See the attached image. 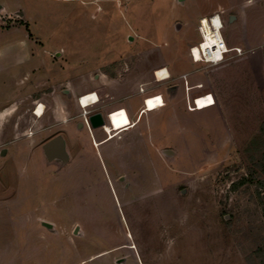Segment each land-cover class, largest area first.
Returning a JSON list of instances; mask_svg holds the SVG:
<instances>
[{
  "label": "rangeland",
  "instance_id": "374dc122",
  "mask_svg": "<svg viewBox=\"0 0 264 264\" xmlns=\"http://www.w3.org/2000/svg\"><path fill=\"white\" fill-rule=\"evenodd\" d=\"M216 14L227 46L243 53L194 63L199 20ZM26 32L37 66L28 75L25 66L0 69L1 82L19 71L20 88L0 82V107L14 115L0 117V264H261L264 20L243 23L228 0H0V55L12 57ZM162 69L170 75L157 80ZM115 85L167 98H148L144 110H160L143 117L140 132L96 150L80 132L65 168L42 153L49 132L12 137L25 132L29 117L19 116L36 109L35 97L47 114L60 97L63 126L80 91L109 99L104 89Z\"/></svg>",
  "mask_w": 264,
  "mask_h": 264
},
{
  "label": "crops",
  "instance_id": "0c3cea01",
  "mask_svg": "<svg viewBox=\"0 0 264 264\" xmlns=\"http://www.w3.org/2000/svg\"><path fill=\"white\" fill-rule=\"evenodd\" d=\"M228 1H229V4L236 5L237 7H239L241 9L242 17H243V23L246 24L249 17H250L252 23L258 24L260 21L262 22V20H264V0H228ZM245 8L249 10V16L247 15ZM17 27H19V26H17ZM10 30H14V29H10ZM259 32L262 34V29ZM257 37H258V33H257V35H256V33H254L251 35V40L254 42ZM243 41H244V43H246V45L250 46V41H248L246 35H243ZM16 42L19 43V46L17 47V48H19V50L12 57L3 58L0 55V69L5 70L11 66L12 67L15 66L18 68L25 66L27 68V71L24 74L28 75V73L32 72L34 70V68L37 66V64L32 65V63H31L32 66H30V62H34L31 55L36 52V50H34V48H36V46H37L36 40L29 37V33L26 32L24 34V36H20L19 38H17ZM2 59H4V60L6 59V60L2 62ZM28 68H29V70H28ZM18 75H19V71H17L15 73V75L10 74L5 79H2V82L8 83L10 86H12V87H10V90H12V89L18 90V89H20V88H17L18 87L17 84H19L16 81L19 79V78H17V77H19ZM184 78L186 79V81H188L187 76H185ZM43 79L44 78L41 77L37 73V75L34 78V81H36V82L44 81ZM0 82H1V80H0ZM187 85H188V82H187ZM36 86L38 87L39 85H35V87ZM21 89H22V87H21ZM194 89H196V88L193 87L190 90H194ZM109 90L113 91V93H114L111 96V98H109V99H104L102 91L99 92V90L94 89V88H90V89L85 90V91L78 90V91H80V93L73 92L72 94L75 95V93L76 94L78 93L76 95V97L77 96L80 97L84 94L95 93V95L98 97V101L95 103H91L88 106H86L85 110H89L91 113H94L97 111L101 112L103 117H106V115L108 113L115 111V110L123 109L125 111V113L127 114L128 123L123 125L119 129L115 130L114 132H112L111 137L107 136L105 131L102 128H100L104 132L105 136L103 138L96 139L95 131H97V130L88 128L83 123V116L81 114L82 108L80 106V103L77 101V98H75L74 100H75V105L78 108V112L74 113V114H70L68 116V119L67 118H66V120L64 119V125L61 126V124H62L61 123V121H62V115H61L62 100L60 99V97H58V98L54 97V105L52 107V111L50 112V114H47V112H46L49 107H48L47 103L45 102V100L42 97H38V98L35 97L36 100H35V102H33V104L35 103V105H38V106H35L36 109L40 105H42V107H43L42 113L41 114H35V112L33 111L35 108L33 107L31 109L30 115L29 114H27L25 116L20 115L19 117H29L28 123L26 122L27 125H25L26 130L24 133H21V132L20 133H14L13 132L12 137L16 138L19 135H22V134L25 135L27 133L28 129L31 130L35 135H38V136H43V135L47 134V132H49L48 138L45 141H43V143H42V145H43L46 141H48L52 137H54L56 135H60L64 139L65 149H66V152L68 153V162L64 166L60 167V168H65L69 164V162H71L75 158V156L73 155V154H75V150L78 151L77 143L79 142V138H81V137H79L80 132L83 133L85 131V133L87 132L89 134L90 139H91V145L96 150L97 147H99L101 144L105 143L107 140H109L113 137H116V138L120 137L122 139L123 136L126 134H128V135L133 134L134 135V133L140 132L141 127H139V124L142 121L143 117H145L146 115H147V117H151L152 113L154 114L155 112L160 110V107L153 110V111L144 110L145 108H144L143 100L148 96H146L145 94H141L138 91H134L131 94L126 95L123 92V90L121 89V87H117V85H115L111 88H108V89H104V91H106L107 93L110 92ZM177 91H178V89L175 90L174 94H176ZM168 93H169V94H167L168 97H171L173 95L170 92H168ZM135 95H137V99H135L133 101H128L129 100L128 98L130 96H135ZM152 95H161V98L163 101L166 100V98H167V96L165 97L162 93H158V92H153L152 94H150V96H152ZM188 95H189V91H188ZM135 107H136V109L134 110ZM194 111H196V110H194ZM0 117H14L13 110H10V108H8L7 106L5 108L0 107ZM15 117H18V116H15ZM46 118H47V120H46ZM149 122H150L149 118H146L145 123H144L145 126L142 128H145L146 130H148V127H147L148 125L151 124V126H154V124L152 122H150V123ZM15 129H17V128H15V125L12 126V130L15 131ZM76 131H78V133H75ZM84 137H86V135H84ZM96 143H97V145H95ZM151 144L155 145L153 142ZM42 145H41V149H42ZM68 145L70 148L69 150H68ZM48 164L56 166V163H53V162H50ZM54 229H55V227L52 225V229L49 231L53 232Z\"/></svg>",
  "mask_w": 264,
  "mask_h": 264
},
{
  "label": "built area",
  "instance_id": "2783aa9c",
  "mask_svg": "<svg viewBox=\"0 0 264 264\" xmlns=\"http://www.w3.org/2000/svg\"><path fill=\"white\" fill-rule=\"evenodd\" d=\"M215 18L221 21L220 16L218 14L210 16V17H203L199 20L197 31H198L200 40L197 42L196 45L192 46L189 49V56L191 58V61H193L194 63H206L209 65H217L225 61H228L235 55H241L243 53L240 47H228L227 46V43L224 40L223 34H222V30H223V24H221L222 21L217 24L215 22ZM184 77L185 76H183V78ZM196 87L200 88L201 84H197ZM187 90H188V87H187ZM91 94L93 93L84 94L78 97L77 101L80 102L82 97H88ZM147 99L148 98H145L143 102L145 103ZM195 100L196 98H193L192 103H194ZM97 101H98L97 96L95 97V99H93L92 97H89L87 99L88 104L86 106H88L91 103H95ZM161 102H163V100ZM86 106H81L82 108L81 114L83 116V123L88 128H90L87 117L91 114V112L89 110H85ZM189 109H194V106H189ZM120 110L121 109L112 111L108 113L106 117H104L105 125L102 126V129L105 131L107 136H109V131L105 129L106 121L108 122V125H109V122H111V115L119 112Z\"/></svg>",
  "mask_w": 264,
  "mask_h": 264
},
{
  "label": "water",
  "instance_id": "95a60500",
  "mask_svg": "<svg viewBox=\"0 0 264 264\" xmlns=\"http://www.w3.org/2000/svg\"><path fill=\"white\" fill-rule=\"evenodd\" d=\"M232 18L233 16L230 17L229 21H232ZM173 88H170V90H172ZM87 120H88V123L91 129L102 128V126L105 125L104 117L101 114V112H98V111L91 113L87 117ZM42 153L46 161L49 163L55 161V162H58L61 166H64L68 162V153L66 152V149H65V142H64V139L60 135H56L52 137L51 139H49L48 141H46L42 145ZM163 153L166 156L172 155V151L169 149H165ZM4 154H5V150L3 149L1 151V155H4ZM42 225L49 230L52 229V225L50 223L42 222ZM77 230H78V227L75 228L74 233H77Z\"/></svg>",
  "mask_w": 264,
  "mask_h": 264
},
{
  "label": "bare ground",
  "instance_id": "6f19581e",
  "mask_svg": "<svg viewBox=\"0 0 264 264\" xmlns=\"http://www.w3.org/2000/svg\"><path fill=\"white\" fill-rule=\"evenodd\" d=\"M215 22L218 24L221 21H219L217 18H215ZM221 24H222V22H221ZM156 76H157V80H164V79H166V78L169 77V74L167 73V70L166 69H162V70H160V71L157 72ZM208 95L211 96V94H207V95L204 94L202 96H197L195 98L197 100V98H200V97H203V96H208ZM152 96L154 97L156 95H152ZM152 96H148L146 98H149V97H152ZM89 97H92L93 99H95L96 95L93 93V94H91L88 97H82L81 100H80V102H79L80 103V106H86L88 104L87 99ZM147 100H146V102H147ZM196 100L193 103V106H194V109L193 110H196L195 108L197 107ZM146 102L144 103V106H145ZM213 104H214V102L212 101V105ZM42 111H43V107H42V105H40L36 109L35 114H41ZM127 123H128L127 114L125 113V111L123 109H121L119 112L111 115V122H109V125H106L105 126V129L107 131H109V136H110V133L111 132H114L115 130L119 129L120 127H122L123 125H125Z\"/></svg>",
  "mask_w": 264,
  "mask_h": 264
},
{
  "label": "trees",
  "instance_id": "16d2710c",
  "mask_svg": "<svg viewBox=\"0 0 264 264\" xmlns=\"http://www.w3.org/2000/svg\"><path fill=\"white\" fill-rule=\"evenodd\" d=\"M262 133L264 134V128L262 129ZM262 159L264 161V153L262 155ZM263 171H264V169H263ZM246 181H247V179L245 177H243V178H241V181L239 182V184L244 183ZM263 187H264V183H263ZM261 213H262V216L264 217V204L263 203L261 205ZM255 253L257 254V256H261V257L263 256V254H261L262 252H261L260 247L255 251ZM261 264H264V258L261 259Z\"/></svg>",
  "mask_w": 264,
  "mask_h": 264
},
{
  "label": "flooded vegetation",
  "instance_id": "af4514ba",
  "mask_svg": "<svg viewBox=\"0 0 264 264\" xmlns=\"http://www.w3.org/2000/svg\"><path fill=\"white\" fill-rule=\"evenodd\" d=\"M29 135H32L33 134V132L32 131H30V133H28Z\"/></svg>",
  "mask_w": 264,
  "mask_h": 264
}]
</instances>
